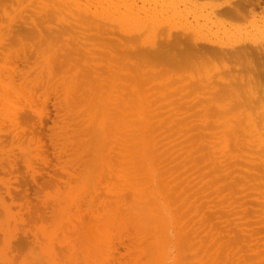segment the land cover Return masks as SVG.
Instances as JSON below:
<instances>
[{"label":"rangeland","instance_id":"374dc122","mask_svg":"<svg viewBox=\"0 0 264 264\" xmlns=\"http://www.w3.org/2000/svg\"><path fill=\"white\" fill-rule=\"evenodd\" d=\"M38 1L40 2V0H0V5H6L0 8V66H5L6 70V67H11V69L9 70L12 72L7 70L5 71V74H3V76L5 78V75L10 72L14 77L11 76L12 78H9L8 75L5 79L7 80L8 77V83L12 81V84H10L15 86V88L13 86V88L9 87V91H6L5 89H1L2 86L5 85V83L3 85L0 84L2 85L0 88V94H2L1 90H3V92H6L7 94L4 95V97L6 96L5 98L3 97V94L0 95V97H3V100H0V264H59V262L60 264H73L71 261H68V257L69 255H71L72 251L73 253L77 252L75 255L80 258L81 255L83 256L84 254V256H89V259L91 260H89V264H104L103 261L106 257L110 259L108 261V259L106 258L108 262H106V264H120L114 259L122 254H125V257H122L123 259L121 260L122 264H131V262L132 264H134V256L132 257L131 255V258H133L132 260L131 258L126 259V254L128 255V253H130L134 255V251L137 252L138 247L141 251H138L139 253H142L143 250L145 252V249H147L146 251H148V248H146L149 246V244L147 245V243H149L147 242L148 237L145 234H141L143 232L145 233V231H142L141 233L138 232L141 236L145 235L144 237H142V240L145 242H140L142 244V247L138 242V238H140V236L136 238L137 240L134 238L136 236H133L135 235V233L133 227L131 226L133 225L131 222H133L136 217H133V214L131 216L132 212L130 210V205L132 201L130 202V205L128 204V202L132 199V192L128 188V184H124L122 177L116 178V181L119 179L117 182L118 185L123 182V186L121 185V190L123 188L127 191H121L119 186L115 182V185L118 187L116 189H119V192L121 191L117 194L120 196L122 194H125L124 196L126 198H124V200L126 199L127 203L126 201H124L123 203L128 205L126 206L123 204L124 206H118V208L115 206L116 193L113 192L115 191V185H112L114 181H111V183H107L111 180L110 177H112V175L108 176L107 172L113 170V167L114 169H116L114 171H118V175L120 176L128 174L129 177L130 174L133 175L134 172L133 166L131 165V159L137 156L136 154H134V152L136 153L138 147L137 144L139 132H137L138 127L133 126V123H136L138 119L135 118L133 110L128 108V106L133 109H135L134 107H136L135 105H133V103H130L131 101L134 102V104H136L137 102L136 97L130 87V85L135 83L136 81H138L139 83L141 82V86L139 85L140 90L146 96L147 105L149 106L148 112L150 111L149 116L151 120V129L149 134L150 138L153 139V142L155 144L153 149V156L156 158L155 166L157 169V176L155 175L156 177L155 181H153V184L157 183L155 184V187L160 189L162 198L164 199V201L166 200L165 203L171 205L170 208L174 213L176 221H178L177 224L181 223L180 225L176 224V226H179L178 228H180L182 225L180 231L182 237H184H181L180 239L181 241H183L182 243L184 244V246L187 245L184 249V251H186L182 253V264H201L203 261L204 262L202 264H264V147H258V142H256L255 139L258 138L256 137L257 131L252 132L253 130H247L251 127V124L255 122L258 124V126H260L259 124H261V127L264 126V121L260 120V112H263L262 108L264 107V103L262 101L264 97L261 96L260 99L256 96L253 97V95L260 96L259 94H257L259 92L258 90H262L261 95L264 93V88L258 90L256 89L262 87V84L261 86L260 84L259 86L252 85L257 86L256 88L252 87L254 88L253 91L251 87L246 85L247 83L242 84L241 82V85L239 82L240 80L238 79L239 77H236V79H238L239 81L236 80L237 84L235 82V88L234 86L233 88L235 89V91H237L236 93H239L238 91L240 90V93L239 95H237V97L235 92V95H233V91L229 93V88H231L232 90V86H227V79H232V76L230 77V73H240L239 71L233 69L234 67H236V65L238 66V63H235V60H230L229 58H227V60H212V63L207 64L208 70L206 68L205 71L204 67H206V63L202 65L203 67L200 65V69L197 68V66H191V69L194 68L193 74L195 76L189 75L193 70L190 71L189 74L187 73V71L190 69L181 71L182 73L184 71L186 73L178 74L180 72H178V70H181L182 68L175 70V67H164L161 66L160 63L158 64V62L154 65V62L149 63L145 65L144 68H137V65H134V63H136V60L135 62H133V59L137 58V54H145L146 52V56H148L154 51L160 52L159 50H161L162 52L168 50V48H166L168 46L166 45H168L170 41L173 42V39L179 38L182 35L181 31L183 30V28L180 27L173 30L174 35H172L169 39L165 38V36L167 37V34L163 30L164 28H167L165 27L167 23L166 19L167 21L171 19L170 23H172L173 21L176 22L177 20H180V18L177 17L179 14V17H183L179 21L182 24H177L179 26H184L188 23H190V25L195 23L193 20V16L195 18H198V16L203 15L208 17V20L211 18L209 23L212 22V24H210H214L212 28H210V31L212 30L211 33H216L214 34L218 35L216 37H221L223 40L226 39V42H232L233 40L239 41V37L245 33H253L254 35L256 34V39L258 38L257 40L260 41L262 39H260V37H263L264 39V35H259L260 32L256 31L258 27L253 26L256 24L253 22H257L256 25H262V23H264V5H262L263 8H257V12L254 11L253 14H249L248 18L237 19V22L239 23H235V21L233 20L235 18H232L231 16L226 14V9L229 7L226 2L229 0H172L173 2L171 0H167L171 1L172 4H169L171 2H169L168 4H164L167 2L166 0H125V2L124 0H105L106 2L104 0H96V2L94 0H67L69 3H71L72 1H76V3L78 4H80L81 1V3L83 2L82 4H84V6L82 4L80 5H82V7L88 8L89 14H82V18L84 17L85 22L82 21V23H79L81 22V20L79 19L77 22V18L72 16V14H76V12H74L75 8H72L74 6H71V10L74 9L72 10L73 12L65 9L61 15H57L55 12H53L54 9L52 6V12L50 11V7V9L47 8V6L54 5V3L56 2L57 3L55 5H57L58 3H61V1L63 2V0H41L44 1L43 4H48L47 6L46 4L40 5ZM107 1H110L112 3H110V5H113V3H115V7L118 6V8H114V6L111 7L107 3ZM127 1H130L129 4ZM3 2L5 3L3 4ZM126 2L129 6L134 2L136 4H133L134 6H131V8L127 7ZM235 2L236 1H234V3ZM107 4L110 7H108ZM141 4L142 6L145 4V8H148L147 11L150 10L153 12L154 10L156 11L158 9L159 12L156 11L153 13H157L158 16H162V18L159 16L160 20H164L166 18L164 20V22H166L165 25L162 24L163 29L160 24L161 21L158 20L160 29L162 30L158 31L160 34L141 28L139 29L137 26L128 24V17H130L131 15L129 11H131L132 13L136 12L137 10L140 11V9L144 8L141 7ZM163 4L164 6L170 5V7H164ZM136 7H138L137 10ZM139 7L141 8L139 9ZM161 7H164V9H162ZM89 8L93 13L97 14L96 17L93 16L92 12L90 13ZM123 8L126 9V11L122 10ZM171 8L173 9V12L171 11ZM179 8L182 10H180ZM165 9L169 11H166ZM191 9L193 10V12ZM164 10L169 17L165 15L166 13L164 12ZM178 10H180L181 12ZM95 11L99 13H96ZM170 12H172L173 15ZM214 12H217L218 14ZM174 13L178 15L174 16ZM260 13H262V15ZM215 14H217V17L215 16ZM106 15H109L108 18L105 17ZM218 15H222V18L220 16L221 19H219ZM111 16L112 18H110ZM89 17L91 20L89 19ZM186 17L188 18V20H186ZM223 17H228L226 19H229L227 22L225 19L226 24L223 23L224 21H221L222 19L224 20ZM172 18L174 20H172ZM182 19H185L187 22L185 20V22H183ZM198 19L202 20V17H199ZM252 19L255 21H252ZM94 20H96V24H94ZM230 20L232 21V23ZM219 23L221 25H219ZM210 24L209 26H211ZM230 25L232 28L230 27ZM245 25H248V27H245ZM251 27H254L256 29L253 28L252 30ZM227 29L229 31H227ZM24 33H27V36ZM24 35L26 40L23 38ZM228 36L230 37L227 38ZM19 38L23 39L22 43L26 44L24 45L21 43L23 47L25 46L24 48L19 45ZM45 39L46 41H44ZM166 39L168 40V43L166 42ZM49 40V44L46 43ZM53 40L57 41V43L51 42ZM41 44L43 46H41ZM119 44L121 46H119ZM159 44L160 47L158 46ZM48 45H50L51 49ZM161 46L163 47L162 49H164V47L166 46V50L160 49ZM43 47L45 48V50H43ZM47 47L49 48V50ZM135 49L136 51H134ZM129 51H132V53L134 52L133 54H135L136 52V55L134 56L130 54L131 59L133 60L131 62L130 58V60L125 59V57L129 56ZM124 53L128 55L126 56V54ZM77 54L79 58L77 57ZM9 55L11 57V60L8 57ZM41 57L45 61H47L45 57L51 59L47 62V64L49 65L48 68L51 69L52 67V70H54L51 71V76L48 75L49 71H46L47 68H45L47 67V64L44 60H42ZM229 60L232 63H230ZM42 61L45 62V64H43L44 66L42 65ZM24 66H26V68ZM74 66L77 67L75 68ZM122 66L128 68L127 72L126 69H124L125 71L123 72H117V68H122ZM115 67L117 68L115 69ZM170 67L172 68V71H175L174 73L169 69ZM201 67L203 68V70H201ZM186 68L187 67H185L184 69ZM66 69L69 71L72 70V72L70 71L71 73H68V71L66 72ZM139 69H141L140 71L142 72V75H140L141 73H139ZM142 69L144 70L142 71ZM168 69L173 75L169 73L170 71H168ZM197 71L198 73L200 72V74H198ZM203 71L204 73H202ZM41 72H43V75L39 77ZM114 72L116 73V75H114ZM165 72H167L166 74H169L166 75L164 74ZM117 73L118 75L119 73H121V80L119 79ZM175 73H177V75H175ZM65 74L67 77H65ZM206 75H209V79L206 78ZM71 76H74L73 78L77 76V78H75L76 80ZM125 76H129V81L130 79H132L133 82V79L135 77L137 78V80H134L133 83L131 81L128 83L126 82L128 80ZM167 76H169L170 79ZM62 77H65V80L64 78L62 79ZM68 77H70V80L72 78V83L70 84L69 82V85L67 82L62 85L63 82H66V80L69 79ZM83 78L85 80L86 78L91 79L90 89L95 91H91L89 87L86 86L84 88V91L80 90L78 91L79 94H73L76 93L77 90H79V86L77 85L80 82H78V80H81L82 82L85 81ZM181 78L183 79L181 80ZM73 80L77 81L78 84L73 85V82H75ZM191 81H196V84L199 82V84H197L198 87H202L201 84L205 82L207 84L206 85L204 83L206 88L203 87L200 88V90H196V88L198 87L196 86L195 88V83L193 84L194 87L191 86L193 83ZM82 82L79 85L83 84ZM85 82L87 84V81ZM8 83L6 84V87L8 86ZM67 84L69 85V87H67ZM236 85H239V88H237V90ZM240 85H246L248 88L244 87L245 90H242L240 88ZM37 86H40L39 89ZM64 86L67 87L65 93ZM73 86L74 90L75 88H78L75 92L71 88ZM113 86L116 87L113 88L114 90L112 89ZM207 86L213 88L212 90H210V93H213V96L216 94V98L210 96V87L207 88ZM214 87L216 88L214 89ZM34 88L35 90H33ZM15 89L18 92H14ZM69 89L72 90V92L69 91ZM192 89H195L193 93ZM216 89H218V93L217 91H214ZM246 89L247 91L250 90V92H252L251 96L253 97V100L254 98H256V100L258 98L260 102H262H258L257 104L256 100H251L250 96V100H248L249 104L251 103L250 101H252L250 109L247 106L249 104H247L246 108H244L245 106H242V104L247 99H245L244 97L248 95ZM221 91L226 94L227 100L229 102L226 100L225 96L223 97V95H221ZM243 91L246 93H244ZM68 92L69 94H67ZM70 92L73 94L71 95L72 97L70 96ZM95 92H98V95L99 92L105 93L104 97H106L108 92H112V101L110 102L111 107H109L110 110L108 111V116L105 115L104 118H106L107 116V119L105 120L109 122V126L113 124V126L116 125L117 127H124H121V130H124L121 133V137L117 135L116 139L118 140L117 143H114L115 145L107 142V140H110V138L112 137V131H108V128L106 130V133L108 132L109 134L107 133L108 135H105L108 138L104 137L103 142L95 143V137L98 135V133H96L95 131L100 130L98 128V124L102 121L103 118L102 116H100L101 114L99 113V111L94 108L91 109L92 103L90 104V96ZM128 92L130 95L128 94ZM173 92L176 95H172ZM227 92L229 93V95L232 93V95H230L231 98H229L230 96L227 94ZM122 94H125L124 96L126 97H124ZM240 94H244L242 99ZM67 96L71 97V101L70 99H68L70 102L66 101L68 98ZM218 96L220 97V99ZM133 97L135 98V101L133 100ZM232 97L235 98L232 99ZM247 97L249 98V96ZM6 98H8V100ZM238 98L240 99V101H238ZM73 99L75 100V102H73ZM216 99L217 101H215ZM121 100H123L124 102ZM210 102H214V105H212V103L210 104ZM240 102L242 104H240ZM67 103H69V105H67ZM8 104H10V106ZM219 104H221L220 107L222 105H225L229 109L231 108L233 111H235L233 112L232 110H230L231 113H235H232L233 115L237 116V113H239V117H237L239 118V120L241 119L240 122L242 124L239 123V120L236 118V116L234 117L233 115V118H231L232 120L229 118L230 120L228 119L227 121V118L231 117V113L226 115V119H224L225 116L222 117L223 115H225L222 112V116H220L221 108H218ZM239 104L242 106V108ZM260 104L262 105L260 109L258 108V110L257 107H259ZM66 105L70 107L69 110H71V114H69L70 112L68 111V107ZM70 105L73 106L71 107ZM225 106L223 107L225 108ZM247 107L249 111L247 110ZM76 108H78V110H76ZM205 108L206 111L203 110ZM217 108L219 113L216 111ZM57 109L59 110L58 112ZM84 111H86L88 114ZM89 113L93 114L91 115L92 118L89 116ZM94 114H97V116H100V118ZM116 114L118 117H116ZM207 115H211V118H213V115L214 118L211 119L209 116V119H207ZM217 115L220 117H218ZM253 115H255L256 117H254ZM242 117H245L246 121ZM261 119H263V117H261ZM178 120L180 122H177ZM225 120L228 123H225ZM229 121L231 122L229 123ZM261 121L263 123H259ZM233 122L234 124H236H232ZM225 124L228 125L227 133L229 132L228 128L231 129L233 127L231 125H234L235 128L233 129L238 131L236 132L238 133L237 135L234 134L235 131H233L232 133V129L230 130L231 132H229L230 136L228 133V136L231 137V139L235 140L233 142V145L231 144L233 140H231L230 143L227 140V148L222 147L223 139L225 138ZM95 126L98 130L93 129ZM209 126H211L212 128ZM216 126L218 127L216 128ZM245 126L247 132L245 131V129L240 128H245ZM238 128H240L241 131ZM251 128L249 130H251ZM243 130L244 132H242ZM73 132L74 134H72ZM250 132L252 133L250 134ZM260 132H262L260 134L262 136L264 131L262 130ZM254 134L255 136L253 137ZM232 136L234 138H232ZM120 138H122V140ZM119 139L121 141H123V139L131 140H127V146L130 147L129 152H127V148L129 147H125V149L118 144L120 143ZM257 140L259 141V138ZM253 141L255 144L253 143ZM105 142L107 143L105 144ZM102 144L103 146H101ZM134 144L136 145V147ZM229 144L232 145L231 148L229 147ZM86 145L88 146V148L85 147ZM235 145L238 147L233 148ZM77 147L79 149L78 151ZM121 149L122 153H120ZM244 149H246L247 151ZM100 151L103 159H105L106 165H110L109 168L111 167V169L109 170H104L106 172L101 170V168L99 167V163L98 165L94 162L96 155L98 154V152L100 153ZM124 155L128 156L124 158ZM98 168L100 169L98 170ZM106 177L107 180L105 179ZM113 178L115 179V177H112V179ZM124 185H126L127 188H124ZM113 186L114 189L112 191ZM110 189L112 193L108 192ZM104 191L106 192V194ZM95 197L97 198V200ZM93 199L96 201H94ZM105 203L108 204L107 206L109 207L108 208L106 206L108 208L107 211L103 210L105 207H101L106 205ZM112 205H114L113 208ZM133 205H135L134 202ZM98 206V211H100L98 212L99 214L96 213V208ZM125 206L128 208L130 207L129 209H127L131 212L130 216L133 218H131L132 220H129V216L128 219L127 217H124L126 216L124 214L127 213V209ZM137 206H140L139 209L143 207L139 203L137 204ZM89 208H92V210H90ZM117 208L120 209L119 211H121L119 213L120 215L124 213L120 219L119 214L117 215L118 218L115 214L119 212ZM125 209L126 211H124ZM93 213H96V215L94 216ZM127 215H129V212L127 213ZM90 218L95 222L90 220ZM117 236H120V238ZM107 239L109 240L106 241ZM119 241H122L123 244L119 243ZM110 243H112L113 246ZM126 245L133 249V251L130 250ZM143 247L144 249L142 250ZM143 260L140 263L138 261V263L135 264H146L145 262H147V259L143 258Z\"/></svg>","mask_w":264,"mask_h":264},{"label":"bare ground","instance_id":"6f19581e","mask_svg":"<svg viewBox=\"0 0 264 264\" xmlns=\"http://www.w3.org/2000/svg\"><path fill=\"white\" fill-rule=\"evenodd\" d=\"M10 1V0H9ZM91 1V0H90ZM95 2H96V0H94ZM100 1V0H99ZM103 1V0H102ZM105 1V0H104ZM138 1V0H137ZM167 1V0H166ZM172 1V0H171ZM171 1H167L166 3H164V4H168L169 2H171ZM234 1H236L235 3H234ZM39 2V1H38ZM43 2L44 1H41L40 0V2H39V4L40 5H42L43 4ZM46 2V1H45ZM56 2V1H55ZM75 2V3H74ZM77 2H79V1H77ZM98 2V1H97ZM106 2V1H105ZM122 2V1H121ZM124 2H125V0H124ZM128 2V1H127ZM127 2H126V4H127ZM130 2V1H129ZM129 2H128V4H129ZM132 2V1H131ZM158 2V1H157ZM173 2V1H172ZM172 2L171 3H169V4H172ZM5 2H3V4H4ZM7 3V2H6ZM48 3V2H47ZM57 3V2H56ZM56 3H54V5H50V6H47L48 4H46V6H47V8L48 9H50V11L52 10V7H53V9H54V11L53 12H55L57 15H61L62 13H63V11L65 10V9H68V10H70V11H72V10H74V9H72L71 10V6H74V7H72V8H75V11L74 12H76V14H72V16L73 17H75V18H77V22H78V20L80 19L81 20V22H79V23H82V21L83 22H85L84 21V17L82 18V16L85 14V15H87V14H89V11H88V8L87 7H82V5L84 6V4H82L81 3V1H80V4H82V5H80V4H78V3H76V1H72L71 3H69L67 0H63V2L61 1V3H58L57 5H55ZM101 3V2H100ZM103 3V2H102ZM107 3L110 5V1L108 2L107 1ZM155 3V2H154ZM227 3V5L229 6L227 9H226V14L227 15H229V16H231L232 18H235V19H233L234 21H235V23L237 22V19H244V18H248L249 17V14L251 15V14H253V12L254 11H256V9L257 8H260V7H262V5H264V0H229V1H227L226 2ZM2 4V3H1ZM45 4H43V5H45ZM107 4V5H108ZM112 4V3H111ZM124 4V3H123ZM127 4V7H133L134 5L133 4H136L135 2L133 3V4H131L130 6ZM160 4V3H159ZM164 4H163V6H164ZM98 5V4H97ZM108 5V7H112V6H114V8H118V6H116L115 7V3H113V5H110L109 6ZM117 5V4H116ZM119 5V4H118ZM121 5V4H120ZM145 5V4H144ZM142 6V4H141V7H144V8H142V9H146L145 8V6ZM173 5H174V3H173ZM178 5V4H177ZM199 5V4H198ZM224 5V4H223ZM3 6H6V5H3ZM2 5H0V8H2L3 7ZM46 6H44V7H46ZM52 6V7H51ZM126 6V5H125ZM138 6V5H137ZM165 6H169L170 7V5H165ZM164 6V7H165ZM172 6V5H171ZM192 6V5H191ZM226 6V5H225ZM8 7V6H7ZM50 7V8H49ZM98 7H100V6H98ZM103 7V6H102ZM131 7V8H132ZM141 7H139V9L141 8ZM164 7L162 8V9H164ZM175 7V6H174ZM220 7V6H219ZM160 8V7H159ZM167 8V7H166ZM176 8V7H175ZM177 8H178V6H177ZM186 8V7H185ZM263 8V7H262ZM41 9V8H40ZM44 9H46V8H44ZM138 9V7H136V10ZM142 9H140V11L139 10H137L136 12H131V11H129V13L131 14L130 15V17H128V24L129 25H134V26H137L139 29L141 28V29H145V30H149V31H151V32H157V33H159L158 31H162L161 29H160V24H161V27H162V24L163 25H165V23H166V25H165V27H167V28H164V30L163 31H165L166 32V34H167V37L165 36V38H170L172 35H174V31L173 30H175V29H178V28H180V27H182L183 28V30L181 31L182 32V35L179 37V38H177V39H173V42H169L168 43V40L166 39V42L168 43V45H166V46H168V47H166V48H168V50H166V48L164 47V49L166 50V51H162L161 52V50H159L160 52H153L152 54H149L148 55V52H147V55L148 56H146V52H145V54L144 53H141V54H137L136 55V52H135V54H133L132 53V51L130 52L129 51V56H127L128 54H126L127 52H128V50H127V52L126 53H124V54H126V56L127 57H125V59H128V60H130L131 59V56H130V54H132L133 56L134 55H136V57H134V58H136V59H131L130 60V62L131 61H133V62H135V60H136V63H134V65H137V68H144L145 67V65H147V64H149V63H153V65L155 64V63H157L158 62V64L160 63L161 64V66H164V67H166V66H171V67H175L174 69L175 70H178L179 68H182L181 70H178V74H183V73H186L185 71L187 70V69H190V70H188L187 71V73L189 74L190 73V71H192L194 68H190L191 66H197V68H199L200 67V65L202 66L203 64H205L206 63V67H204V71L206 70V68H207V70H208V67H207V64L208 63H212L211 61L212 60H214V59H222V60H224V59H226L227 60V58H229L230 60H235L236 62L235 63H238V66L236 65V67H232L234 70H236V71H239L240 73H230L231 75H230V77L232 78V79H230V78H228L227 80H228V83H227V86L228 87H231L232 86V90H231V88H229V93L231 92V91H233L232 93H233V95H235L236 94V97H237V95H239V93H240V90L238 91L239 93H236L237 91H235V86H234V84H235V82H236V80H238L239 82H240V84H241V82H242V84L244 83H247L246 85H248L249 87H251V89L253 90L254 88H252V87H257V86H259V84H260V86H261V84H262V87H260V88H256L257 90L258 89H263L264 87V39H263V37H260V41H258L257 39H256V34L254 35L252 32V34H250V33H245V34H243L242 36H240L239 37V41H225L226 39H222L221 37H216V36H218V35H214V34H216V33H211V31H210V28H212V26L214 25H211L212 24V22H210L209 23V21L211 20V18L208 20V17H206V16H198V18L199 17H202V20H200V19H198V18H195L193 15V20H194V22L195 23H193V24H191L190 25V23H188V24H186V25H188V26H186V25H184V23H183V25L184 26H179V25H177V24H182L181 22H179L180 20H181V18H183V17H179V15L177 16L176 15V13H174V16H177L178 18H180V20H177L176 22H178V23H176L175 21H173L172 23H170L171 21V19H169L168 21H167V19H166V22H164V20L162 21V20H160V17L162 18V16H158L157 15V13H153V12H159L158 11V9L155 11H150V10H148L147 11V9L144 11V10H142ZM170 9V8H169ZM180 9V8H179ZM190 9V8H189ZM89 10H90V8H89ZM105 10V9H104ZM122 10H125L126 11V9H122ZM142 10V11H141ZM151 10H153V9H151ZM166 10V9H165ZM165 10H164V12H165ZM180 10H182V9H180ZM180 10H178V11H180ZM192 10V9H191ZM220 10V9H219ZM49 11V10H48ZM49 11V12H50ZM108 11V10H107ZM166 11H169V10H166ZM171 11L173 12V9L171 8ZM218 11V10H217ZM259 11H261V10H259ZM264 11V10H263ZM52 12V11H51ZM65 12H67V11H65ZM73 12V11H72ZM92 11L90 10V13H91ZM96 12V11H95ZM128 12V11H127ZM172 12H170L171 14H172ZM181 12V11H180ZM188 12H190V11H188ZM192 12H193V10H192ZM257 12V11H256ZM48 13V12H47ZM93 13V12H92ZM96 13H99V12H96ZM101 13V12H100ZM121 13V12H120ZM166 13V12H165ZM164 13V14H165ZM214 13H217V12H214ZM213 13V14H214ZM69 14H70V12H69ZM83 14V15H82ZM106 14V13H105ZM110 14V13H109ZM182 14H183V12H182ZM187 14H189V13H187ZM218 14V13H217ZM217 14H215V16L217 17ZM221 14V13H220ZM223 14H225V13H223ZM259 14V13H258ZM257 14V15H258ZM261 15H262V13H260ZM102 15V14H101ZM123 15V14H122ZM165 15H167V17H169L168 16V14L166 13ZM173 15V14H172ZM199 15V14H198ZM18 16V15H17ZM23 16V15H22ZM42 16V15H41ZM93 16L94 17H96L97 16V14H95V13H93ZM108 16L109 15H106L105 17H107L108 18ZM185 16H188V15H185ZM185 16H184V18H185ZM207 16H209V15H207ZM213 16V15H212ZM219 16V15H218ZM221 16V18H222V15H220ZM220 16L218 17L219 19H221L220 18ZM159 17V18H158ZM225 17V16H224ZM223 17V18H224ZM85 18H86V16H85ZM110 18H112V16L110 17ZM171 18V17H170ZM176 18V17H175ZM177 18V19H178ZM195 18V19H194ZM226 18H228V17H226ZM226 18H224V20L222 19L221 21H224L223 23H225V19ZM68 19V18H67ZM89 19H90V17H89ZM216 19V18H215ZM254 19H255V17H254ZM261 19V18H260ZM58 20H60V19H58ZM72 20V19H71ZM86 20H87V18H86ZM91 20V19H90ZM158 20H160L161 22H160V24H159V21ZM172 20H174L173 18H172ZM176 20V19H175ZM183 20V22H185L186 20H188V18L186 17V20L185 19H182ZM185 20V21H184ZM192 20V19H191ZM190 20V21H191ZM229 19H226V22L228 21ZM249 20H250V18H249ZM189 21V22H190ZM201 21H203V22H201ZM231 21V20H230ZM233 21V22H234ZM252 21H255V20H253L252 19ZM259 21V20H258ZM95 22V23H94ZM94 24H96V20H94ZM162 22H164V23H162ZM168 22H169V24H168ZM187 22V21H186ZM250 22V21H249ZM261 22V21H260ZM263 22H264V20H263ZM92 23V22H91ZM222 23V24H223ZM231 23H232V21H231ZM237 23H239V22H237ZM242 23H244V22H242ZM253 23H256L257 24V22H253ZM209 24L211 25V26H209ZM226 24V23H225ZM246 24V23H245ZM250 24H251V22H250ZM249 24V25H250ZM253 25V26H255V27H258L257 28V30L256 31H258V32H260L259 33V35L260 34H262V35H264V23H262V25H260V24H258V25ZM58 25V24H57ZM71 25V24H70ZM217 25V24H216ZM215 25V26H216ZM219 25H221L220 23H219ZM232 25V24H231ZM231 25H230V27H231ZM237 25H239V24H237ZM252 25V24H251ZM74 26H75V24H74ZM83 26H84V24H83ZM99 26V25H98ZM98 26H96V27H98ZM224 26V25H223ZM235 26V25H234ZM241 26V25H240ZM93 27V26H92ZM91 27V28H92ZM108 27V26H107ZM219 27V26H218ZM225 27V26H224ZM245 27H248V25L246 26L245 25ZM76 28V27H75ZM220 28V27H219ZM223 28V27H222ZM226 28V27H225ZM232 28V27H231ZM240 28V27H239ZM252 28V27H251ZM254 28V27H253ZM253 28H252V30H253ZM49 29V28H48ZM74 29V28H73ZM79 29V28H78ZM162 29H163V27H162ZM218 29V28H217ZM228 29H229V27H228ZM227 29V31H229ZM236 29V28H235ZM254 29H256V28H254ZM129 30V29H128ZM144 30V31H145ZM238 30V29H237ZM245 30V29H244ZM248 30H250V29H248ZM66 31V30H65ZM64 31V32H65ZM106 31V30H105ZM143 31V32H144ZM148 31V32H149ZM218 31H220V30H218ZM235 31V30H234ZM255 31V32H256ZM63 32V33H64ZM128 32V31H127ZM146 32V31H145ZM245 32V31H244ZM250 32V31H249ZM257 32V33H258ZM21 33V32H20ZM40 33V32H39ZM71 33V32H70ZM89 33V32H88ZM96 33V32H95ZM99 33V32H98ZM162 33H164V32H162ZM161 33V34H162ZM173 33V34H172ZM178 33V32H177ZM176 33V34H177ZM224 33V32H223ZM232 33V32H231ZM236 33H237V31H236ZM243 33V32H242ZM25 34V33H24ZM27 34V33H26ZM25 34V35H26ZM41 34V33H40ZM67 34V33H66ZM73 34V33H72ZM82 34V33H81ZM105 34V33H104ZM160 34V33H159ZM158 34V35H159ZM239 34V33H238ZM25 35H24V39H25ZM33 35V34H32ZM43 35V34H42ZM63 35V34H62ZM69 35H71V34H69ZM85 35V34H84ZM157 35V36H158ZM164 35V34H163ZM163 35H161V36H163ZM240 35V34H239ZM27 36V35H26ZM86 36V35H85ZM92 36V35H91ZM95 36V35H94ZM151 36V35H150ZM157 36H156V38H157ZM160 36V37H161ZM215 36V37H214ZM220 36V35H219ZM20 37V36H19ZM28 37H30V36H28ZM42 37V36H41ZM125 37V36H124ZM230 36H228L227 38H229ZM234 37V36H233ZM236 37V36H235ZM9 38V37H8ZM22 38V37H21ZM74 38V37H73ZM87 38V37H86ZM152 38V37H151ZM162 38H164V37H162ZM175 38V37H174ZM31 39V38H30ZM84 39V38H83ZM26 40V39H25ZM29 40V39H28ZM43 40V39H42ZM64 40V39H63ZM112 40V39H111ZM44 41H46V39L44 40ZM59 41V40H58ZM90 41V40H89ZM88 41V42H89ZM160 41V40H159ZM16 42V41H15ZM19 45H21L22 46V44H24V43H22L23 42V39H20L19 38ZM41 42V41H40ZM48 42H50V40L49 41H47L46 43H48ZM51 42H56L57 43V41H51ZM67 42H69V41H67ZM118 42V41H117ZM137 42V41H136ZM165 42V41H164ZM165 42V43H166ZM22 43V44H21ZM31 43V42H30ZM55 43V44H56ZM73 43V42H72ZM108 43V42H107ZM3 44V43H2ZM11 44V43H10ZM49 44V43H48ZM162 44V43H161ZM24 45H26V44H24ZM33 45V44H32ZM35 45V44H34ZM51 45V44H50ZM50 45H48L49 46V48H50ZM59 45V44H58ZM70 45V44H69ZM112 45V44H111ZM41 46H43L42 44H41ZM41 46H39V47H41ZM119 46H121L120 44H119ZM159 47H160V44L158 45ZM1 47H2V45H1ZM15 47V46H14ZM23 47V46H22ZM25 47V46H24ZM23 47V48H24ZM28 47V46H27ZM39 47H38V49H39ZM99 47V46H98ZM107 47V46H106ZM105 47V48H106ZM117 47V46H116ZM158 47V48H159ZM11 48V47H10ZM29 48V47H28ZM27 48V49H28ZM45 48H46V46H45ZM45 48L43 47V50H45ZM48 48V47H47ZM49 48H48V50H49ZM102 48V47H101ZM114 48V47H113ZM163 47L161 46V48L160 49H162ZM20 49V48H19ZM37 49V48H36ZM51 49V48H50ZM67 49V48H66ZM76 49V48H75ZM156 49V48H155ZM164 49H162V50H164ZM1 50V49H0ZM8 50V49H7ZM21 50V49H20ZM41 50V49H40ZM47 50V49H46ZM124 50H125V48H124ZM130 50V49H129ZM26 51V50H25ZM38 51V50H37ZM72 51V50H71ZM93 51V50H92ZM114 51V50H113ZM115 51H116V48H115ZM134 51H136V49L134 50ZM17 52V51H16ZM42 52V51H41ZM40 52V53H41ZM2 53V52H1ZM77 53V52H76ZM79 53V52H78ZM91 53V52H90ZM19 54V53H18ZM32 54V53H31ZM42 54V53H41ZM143 54V55H142ZM11 55H13V54H11ZM38 55V54H37ZM63 55V54H62ZM66 55V54H65ZM98 55V54H97ZM101 55V54H100ZM123 55V54H122ZM145 55V56H144ZM4 56V55H3ZM25 56V55H24ZM28 56V55H27ZM39 56V55H38ZM125 56V55H124ZM133 56H132V58H133ZM9 57V59L11 60V57H10V55L8 56ZM7 57V58H8ZM48 57V56H47ZM47 57H45V59L47 60V61H45L42 57V60H44L45 62H46V64H47V62L48 61H50L51 59L49 58H47ZM59 57V56H58ZM58 57H57V59H58ZM77 57H78V54H77ZM123 57V56H122ZM62 58V57H61ZM79 58V57H78ZM103 58V57H102ZM130 58V59H129ZM1 59V58H0ZM19 59V58H18ZM21 59V58H20ZM56 59V60H57ZM68 59V58H67ZM70 59V58H69ZM108 59V58H107ZM125 59H124V61H125ZM229 60V61H230ZM38 61V60H37ZM44 61H42L43 63H42V65L43 64H45V62ZM68 61V60H67ZM109 61V60H108ZM110 61H111V56H110ZM117 61V60H116ZM24 62V61H23ZM39 62V61H38ZM115 62V61H114ZM113 62V63H114ZM7 63V62H6ZM60 63H62V62H60ZM230 63H232L231 61H230ZM31 64V63H30ZM65 64H68V63H65ZM234 64V63H233ZM29 65V64H28ZM61 65V64H60ZM63 65V64H62ZM70 65H71V63H70ZM122 65V64H121ZM121 65H120V67H121ZM124 65V64H123ZM232 65V64H231ZM39 66H40V64H39ZM44 66V65H43ZM47 67H45V68H47L46 69V71H49L48 73V75L49 76H51L52 75V72L51 71H54V70H52V67H51V69L50 68H48L49 67V65L47 64L46 65ZM50 66H51V64H50ZM67 66V65H66ZM66 66H65V68H66ZM109 66V65H108ZM157 66V65H156ZM215 66V65H214ZM1 68H3V69H1L0 68V84H4L5 83V88H4V86H2V85H0V88H1V86H2V88L1 89H5L6 91L9 89V87L10 88H15V86H13V85H11L12 83V81H10L9 83H8V81H9V78L12 76L11 75V73L10 72H12V71H10L9 69H11V67L10 66H8V67H6L7 68V70L8 71H10L9 73H7V75H5V78H6V76H8L9 75V78L7 77V80L4 78V76H3V74H5V71H7L6 69H5V66H0ZM25 68H26V66H24ZM54 67V66H53ZM61 67V66H60ZM75 68L77 67V66H74ZM84 67V66H83ZM111 67V66H110ZM124 66H122V68H117V67H115V69L117 68L118 70H117V72H123V71H125L124 69H126V72H127V70H128V68H123ZM154 67V66H153ZM169 68L171 71H172V68ZM185 67H187L186 69H184ZM189 67V68H188ZM203 67V66H202ZM201 67V70H203V68ZM229 67V66H228ZM228 67H227V69H228ZM30 68V67H29ZM210 68V67H209ZM230 68H231V66H230ZM229 68V69H230ZM5 69V70H4ZM19 69V68H18ZM21 69V68H20ZM50 69V70H49ZM53 69H55V68H53ZM63 69V68H62ZM135 69H136V66H135ZM152 69V68H151ZM156 69V68H155ZM168 69V71H170ZM200 69V68H199ZM199 69H197V70H199ZM141 69H139V73H141L140 75H142V72L140 71ZM144 69H142V71H143ZM148 70V69H147ZM157 70V69H156ZM183 70H185L183 73L181 72V71H183ZM201 70H200V72H201ZM211 70V69H210ZM232 70V69H231ZM230 70V71H231ZM32 71V70H31ZM56 71V70H55ZM68 71V73H71L72 72V70H67L66 69V72ZM102 71V70H101ZM130 71V70H129ZM137 71V70H136ZM153 71V70H152ZM160 71V70H159ZM164 71V70H163ZM166 71V70H165ZM171 71L169 72L170 74H171ZM204 71L202 72V73H204ZM16 72V71H15ZM105 72V71H104ZM113 72V71H112ZM147 72V71H146ZM146 72H145V74H146ZM173 73L175 72L174 70L172 71ZM177 72V71H176ZM193 72H194V70L191 72V74H189V75H194L193 74ZM200 72L198 73V71H197V73L198 74H200ZM243 72V73H242ZM35 73V72H34ZM61 73H63V72H61ZM65 73V72H64ZM94 73V72H93ZM115 73V72H114ZM132 73V72H131ZM136 73V72H135ZM158 73V72H157ZM156 73V74H157ZM167 72H165L164 74H166ZM168 73V74H169ZM227 73V72H226ZM13 74V73H12ZM20 74H21V72H20ZM30 74V73H29ZM51 74V75H50ZM89 74V73H88ZM138 74V73H137ZM163 74V75H164ZM168 74H166V75H168ZM229 74V73H228ZM14 75V74H13ZM27 75V74H26ZM39 75V74H38ZM41 75H43V72H41V74L39 75V77H41ZM85 75V74H84ZM104 75V74H103ZM107 75V74H106ZM114 75H116V73L114 74ZM113 75V76H114ZM117 75H118V73H117ZM121 75V73H119V79H120V76ZM139 75V76H140ZM171 75H173V74H171ZM171 75H169V76H171ZM175 75H177V73H175ZM30 76V75H29ZM78 76V75H77ZM77 76H75V78H77ZM169 76H167L169 79H170V77ZM195 76V75H194ZM200 76V75H199ZM207 76V75H206ZM209 76V75H208ZM208 76L206 77V78H208ZM12 77H14V76H12ZM11 77V78H12ZM23 77V76H22ZM65 77H67L66 76V74H65ZM65 77H62V79L64 78V80H65ZM72 78L74 77V76H71ZM84 77H86V76H84ZM91 77V76H90ZM126 77V76H125ZM129 77V76H128ZM128 77H126L127 78V80L128 81H126V82H132V79H130V81H129V78ZM142 77V76H141ZM141 77H140V79H141ZM156 77H157V75H156ZM160 77V76H159ZM236 77H239L238 79H236ZM26 78V77H25ZM69 78V79H68ZM67 79L68 80H66V82H63V84L62 85H64V83H67L68 82V84H69V82H70V84L72 83L71 81H72V78H71V80H70V77H68ZM75 78H73V79H75ZM82 78V77H81ZM80 78V79H81ZM161 78H162V76H161ZM189 78V77H188ZM38 79V78H37ZM40 79V78H39ZM52 79V78H51ZM84 79V78H83ZM163 79V78H162ZM183 78H181V80H182ZM190 79V78H189ZM205 79V78H204ZM209 79V78H208ZM207 79V80H208ZM225 79V78H224ZM223 79V80H224ZM12 80V79H11ZM29 80V79H28ZM41 80V79H40ZM76 80V79H75ZM75 80H73V81H75ZM85 80V79H84ZM118 80V79H117ZM116 80V81H117ZM121 80V79H120ZM119 80V81H120ZM134 80L136 81L137 80V78L135 77L134 79H133V82H134ZM155 80V79H154ZM201 80V79H200ZM199 80V81H200ZM206 80V79H205ZM222 80V81H223ZM226 80V81H227ZM19 81H20V79H19ZM24 81V80H23ZM49 81H50V79H49ZM48 81V82H49ZM85 81H87V84H86V82ZM85 81H79L78 80V82H82L83 84H81V85H79L78 83H77V81H75V82H73V85H76V84H78L77 86H79L78 88H79V90H77V92L76 93H73V94H77L78 93V91H80V90H82V91H84V88L87 86V87H89V89L91 88L90 87V85H91V79H89V78H86V80ZM93 81V80H92ZM163 81H164V79H163ZM173 81V80H172ZM209 81V80H208ZM208 81H206V82H208ZM229 81H231V82H229ZM247 81V82H246ZM27 82H29V81H27ZM35 82V81H34ZM59 82H61V81H59ZM107 82V81H106ZM132 82V83H133ZM191 82H193V81H191ZM202 82V81H201ZM200 82V83H201ZM204 82V81H203ZM218 82V81H217ZM8 83V88L6 87V84ZM11 83V84H10ZM40 83V82H39ZM141 83V82H140ZM140 83L138 82V81H136L135 83H133L134 84V86H133V84H131L130 85V87H131V89H132V91H133V93H134V95H135V97H136V104H134V102H130V103H133V105H135L136 107H134L135 109H133V108H131L130 106H128V108H130L131 110H133V113H134V116H135V118H137L138 120H137V122L135 123H133V126H136V127H138V130H140V131H138L137 130V132H139V137H138V144H137V150H136V153L134 152V154H136L137 156H135V157H133L132 159H131V165L133 166V169H134V172H133V175H131L130 174V176L128 177V174L127 175H123V176H120V175H118V171L116 172V171H114V170H116V169H114V167L112 168L113 170H111V171H109V172H107V175L108 176H111L112 175V177H115V179L113 178L112 179V177H110V181H108L107 183H111V181H114L113 183H112V185H115V182H116V184L118 185V180L116 181V178H120V177H122L123 178V182H124V184L126 183V184H128V188L131 190V192H132V195H131V197H132V199L128 202V204L130 205V202L132 201V203H131V212H130V210L128 211V209L130 208H128V207H126V206H128V205H126V204H124L123 202L124 201H126V203H127V200L125 199L124 200V198H126L123 194V196L121 195H118L117 193H120L122 190H125V189H123L122 188V190H121V185H122V183H120L118 186H119V188H120V192H119V189H116V188H118L116 185H115V191H113V189H114V186H113V188H112V191L113 192H115L116 193V195H115V206L116 207H120V206H122L123 204L124 205H126L125 207H126V209H127V213L129 212V215H127V213H123L124 215H126V216H124V217H127V219L129 218V220L132 218L131 216H132V214H133V217L135 216L136 217V219H134V221L133 222H131L133 225H131L132 227H133V229H134V233H135V235H133V236H136V237H134L135 239L136 238H138V236H140V238H138V242L140 243V242H145V241H143L142 239V237H144L145 235L148 237H146L147 239H148V241L147 242H149V243H147V245L149 244V246L148 247H146V248H148V251H146L147 249H145V252H144V247L142 248V253H139V252H141L140 251V248L138 247V253L136 252V251H134V255L133 254H130V253H128V255L126 254V259L127 258H131V255H132V257L134 258H131V260L133 259V261L135 262V263H138V261H139V263L143 260V258L145 259H147V262H145L146 264L148 263V262H150V263H148V264H182V261H183V254L182 253H184L185 251H184V249H185V246H187V245H185L184 246V244L182 243L183 241H181V237H182V235H181V231H180V228H182V225H181V227L180 228H178L177 226H176V224H177V222L178 221H176V218H175V216H174V213H173V211L171 210V208H170V206L171 205H169V204H166L165 203V201H164V199L162 198V193H161V191H160V189L159 188H157V187H155V184H157V183H155V184H153V181H155V177L157 176L156 175V171H157V169H156V166H155V157L153 156V149H154V146H155V144H154V142H153V139H151L150 138V134H149V132H150V129H151V126H150V116H149V112H148V105H147V99H146V96H145V94L144 93H142V91L140 90ZM190 83V82H189ZM196 84V81L195 82H193L192 83V85L191 86H193L194 87V85L193 84ZM205 83V82H204ZM204 83L203 84H201V86L202 87H198V85L197 84H199V82L195 85V88H196V86L198 87V88H196V90L198 89V90H200V88H206V86L204 85ZM10 84V85H9ZM27 84V83H26ZM67 84V85H68ZM69 84V85H70ZM206 84V83H205ZM209 84V83H208ZM220 84V83H219ZM236 84H237V82H236ZM239 84V83H238ZM241 84V85H242ZM16 85V84H15ZM66 85V84H65ZM69 85L67 86V87H69ZM140 85V86H139ZM207 85V84H206ZM240 85V86H241ZM241 86L240 88L243 90L244 89V87H247V86ZM252 85H257V86H252ZM13 86V87H12ZM72 86V85H71ZM76 86V87H77ZM103 86V85H102ZM163 86V85H162ZM219 86V85H218ZM224 86V85H223ZM226 86V87H227ZM233 86H234V88H233ZM17 87V86H16ZM32 87V86H31ZM38 87V86H37ZM40 87V86H39ZM39 87H38V89H39ZM60 87V86H59ZM66 86H64V93H65V90H66V88H67ZM124 87V86H123ZM186 87H187V85H186ZM190 87V86H189ZM192 87V88H193ZM210 86H207V88H209ZM243 87V88H242ZM7 88V89H6ZM72 88V90L75 92L76 91V89H78V88H75V90H74V86L73 87H71ZM102 88V87H101ZM113 88H116L115 86H113L112 87V89ZM175 88V87H174ZM216 87H214V89H215ZM237 88H239V85L237 86L236 85V90H237ZM248 88V87H247ZM213 88H211L210 87V89H209V93H210V90H212ZM225 89V88H224ZM12 90H14V89H12ZM33 90H35V88L33 89ZM72 90H70L69 89V91H71L72 92ZM91 91H95V90H92V89H90ZM99 90V89H98ZM114 90V89H113ZM126 90V89H125ZM186 90H188V89H186ZM206 90V89H205ZM218 89H216V90H214V91H217ZM221 90H223V89H221ZM227 90H228V88H227ZM245 90V89H244ZM9 91V90H8ZM17 90L15 89V91L14 92H16ZM46 91V90H45ZM97 91V90H96ZM128 91V90H127ZM191 91V90H190ZM193 91H195V89L193 90L192 89V93H193ZM226 91V90H225ZM254 91V90H253ZM260 93H259V92ZM256 93L257 94H259L260 96H257V95H253V97L254 96H256V97H258L259 99L261 98V96H263L264 97V93L261 95V91L262 90H258ZM1 92H2V94H3V97H4V95L6 94V92H3V90H1ZM18 92V91H17ZM57 92V91H56ZM59 92V91H58ZM70 92V96L71 95H73L72 93ZM118 92V91H117ZM197 92V91H196ZM207 92V91H206ZM219 91H217V93H218ZM234 92H235V94H234ZM244 92V91H243ZM246 92H248L247 94V96H249V98L246 96V97H244L245 99V101L246 102H248V100H250V96L252 95L251 93L252 92H250V90L249 91H247V89H246ZM246 92H244V93H246ZM263 92H264V90H263ZM48 93V92H47ZM46 93V94H47ZM125 93V92H124ZM176 93V92H175ZM191 93V92H190ZM224 92H222L221 91V95H223V97L225 96V98H226V100H227V97H226V94L224 93ZM229 93L227 92V94L229 95ZM232 93L230 94V95H232ZM2 94H0V95H2ZM8 94H9V92H8ZM20 94V93H19ZM45 94V95H46ZM56 94V93H55ZM67 94H69V92L67 93ZM79 94V93H78ZM92 94V93H91ZM104 94L105 93H103V92H99V95H98V92H95V93H93L90 97H91V99H90V104L92 103V107H91V109L92 108H94V109H96L97 111H99V113L101 114L100 116H102L103 118H102V121L101 122H99V124H98V128L100 129V130H98V129H96V126L93 128V129H96V130H98V131H95L96 133H98V135L95 137L96 139H95V143H98V142H103V138L104 137H107V136H105L107 133H106V130H107V128H108V131H112V133H111V135H112V137L110 138V140H107V142H109V143H111V144H114V143H117V140L118 139H116L117 138V135L119 136V137H121L122 135H121V133L123 132V130H121L122 128H124V127H117L116 125L115 126H113V124L112 125H110L109 126V122H107V120H105V119H107V116H108V111L110 110L109 109V107H111V105H110V102L112 101V97H111V94H112V92L111 93H109L108 92V94L106 95V97H104ZM128 94H129V92H128ZM211 95L210 96H212V97H215V95L213 96L212 94L213 93H210ZM254 94V93H253ZM7 95V94H6ZM15 95H16V93H15ZM29 95V94H28ZM90 95V94H89ZM123 95V94H122ZM122 95H120V96H122ZM125 95V94H124ZM123 95V96H124ZM130 95V94H129ZM129 95H127V96H129ZM172 95H176V94H174V92H173V94ZM202 95H203V93H202ZM219 95V94H218ZM229 95V96H230ZM17 96H18V93H17ZM33 96V95H32ZM69 96V95H68ZM67 96V97H68ZM79 96V95H78ZM84 96V95H83ZM167 96V95H166ZM220 96V95H219ZM218 96V97H219ZM240 96H241V99H242V97L244 96V94L243 95H241L240 94ZM239 96V97H240ZM3 97H0V98H2V99H0V100H3ZM6 97V96H5ZM4 97V98H5ZM72 97V96H71ZM71 97H68L67 98V100L66 101H68V102H70L71 101ZM86 97V96H85ZM88 97V96H87ZM117 97H119V96H117ZM124 97H126V96H124ZM217 97V98H218ZM252 96H251V100H253L252 98H253ZM26 98H27V96H26ZM75 98V97H74ZM79 98V97H78ZM129 98V97H128ZM134 98V97H133ZM216 98V97H215ZM222 98V97H221ZM224 98V99H225ZM229 98H231V96L229 97ZM235 98V97H234ZM233 97H232V99H234ZM257 98V100H256V98H254V100L253 101H255L256 100V102H257V104H258V102H260V100ZM7 100H8V98H6ZM68 99H70V101L68 100ZM161 99V98H160ZM219 99H220V97H219ZM239 99V98H238ZM21 100V99H20ZM46 100V99H45ZM64 100V101H65ZM74 100V99H73ZM80 100V99H79ZM131 100V99H130ZM134 101H135V98L133 99ZM166 100V99H165ZM207 100H209V99H207ZM213 100V99H212ZM211 100V101H212ZM231 100V99H230ZM235 100H237V99H235ZM243 100V101H244ZM4 101H5V99H4ZM76 101H78V100H76ZM82 101V100H81ZM121 101H123V100H121ZM214 101V100H213ZM215 101H217V99L215 100ZM228 101V100H227ZM238 101H240V99L238 100ZM243 101H241V102H243ZM243 102V104L240 102V104H242V106H245L244 108H246V105L247 104H249V102L248 103H246V102ZM262 101H263V103H264V99H262ZM261 101V102H262ZM18 102V101H17ZM33 102H35V101H33ZM73 102H75V100L73 101ZM124 102V101H123ZM127 102V101H126ZM128 102V103H129ZM174 102V101H173ZM221 102V101H220ZM219 102V103H220ZM229 102V101H228ZM251 103L249 104V105H247L248 107H249V109H250V105L252 104V101H250ZM260 102V103H261ZM2 103V102H1ZM81 103V102H80ZM127 103V104H128ZM129 103V104H130ZM212 102H210V104H211ZM238 103V102H237ZM36 104V103H35ZM70 104H72V103H70ZM85 104V103H84ZM198 104V103H197ZM217 104V103H216ZM239 104V105H240ZM6 105V104H5ZM9 106H10V104H8ZM18 105V104H17ZM26 105V104H25ZM24 105V106H25ZM67 105H69V103H67ZM66 105V106H67ZM76 105V104H75ZM113 105V104H112ZM115 105V104H114ZM162 105V104H161ZM180 105V104H179ZM212 105H214V102L212 103ZM220 105L221 104H219V106H218V108L220 107ZM237 105V104H236ZM238 105V106H239ZM261 105L262 104H260V106L259 107H257V109L259 108L260 109V107H261ZM264 105V104H263ZM23 106V105H22ZM21 106V107H22ZM71 106V105H70ZM73 106V105H72ZM71 106V107H72ZM119 106V105H118ZM223 106H225V105H222L220 108H221V111H220V116H222L221 114L223 113V114H225V115H223L222 117H224V119H226V115H228L229 113H231V111L230 110H232L231 108L229 109L228 107H226L225 106V108H228V109H225ZM241 106V105H240ZM242 106H241V108H242ZM20 107V106H19ZM34 107V106H33ZM68 107V106H67ZM248 107H247V110H248ZM28 108V107H27ZM39 108V107H38ZM43 108V107H42ZM65 108V107H64ZM69 108L70 107H68V111L70 112L71 110H69ZM160 108H161V106H160ZM163 108V107H162ZM183 108V107H182ZM218 108H217V112H218ZM219 108V109H220ZM243 108V109H244ZM44 109V108H43ZM43 109H42V111H43ZM120 109H123V108H120ZM185 109V108H184ZM240 109V108H239ZM258 109V110H259ZM24 110V109H23ZM47 110V109H46ZM76 110H78V108H76ZM178 110V109H177ZM182 110V109H181ZM203 110H205L206 111V108L205 109H203ZM241 110V109H240ZM239 110V111H240ZM25 111V110H24ZM59 110L57 109V112H58ZM64 111H65V109H64ZM89 111V110H88ZM211 111V110H210ZM233 111V110H232ZM242 111V110H241ZM240 111V112H241ZM244 111V110H243ZM249 111V110H248ZM248 111H246V112H248ZM262 113L260 112V116L261 117H263V119H261V117H260V120H263L264 121V107L262 108ZM19 112V111H18ZM22 112V111H21ZM84 112H86V111H84ZM90 112V111H89ZM117 112V111H116ZM222 112V113H221ZM233 112H235V111H233ZM232 112V113H233ZM20 113V112H19ZM66 113V112H65ZM75 113V112H74ZM83 113V112H82ZM87 113V112H86ZM107 113V114H106ZM213 113V112H212ZM211 113V114H212ZM219 113V112H218ZM217 113V114H218ZM230 114L231 115V117H228L227 118V121H228V119L230 118H233V116L235 117L236 115H233V114H235V113H233V114ZM236 113H237V111H236ZM244 113V112H243ZM242 113V114H243ZM24 114V113H23ZM46 114V113H45ZM44 114V115H45ZM69 114H71V112L69 113ZM84 114V113H83ZM88 114V113H87ZM164 114V113H163ZM205 114H207V113H205ZM214 114V113H213ZM216 114V113H215ZM238 114L239 113H237V116H238ZM30 115V114H29ZM86 115V114H85ZM91 115H93V114H90L89 113V116L92 118V116ZM94 115H96L97 116V114H94ZM105 115H107L106 116V118H104L105 117ZM114 115V114H113ZM160 115V114H159ZM219 115V114H218ZM217 115V116H218ZM233 115V116H232ZM87 116V115H86ZM100 116H97V117H99L100 118ZM127 116V115H126ZM133 116V115H132ZM206 116V115H205ZM208 117H207V119H209V116H210V118H211V115H207ZM220 116H218V117H220ZM236 116V118L239 120V116L237 117ZM254 117H256L255 115H253ZM258 116V115H257ZM25 117V116H24ZM32 117V116H31ZM43 117H45V116H43ZM96 117V118H97ZM116 117H118L117 116V114H116ZM157 117V116H156ZM212 117L214 118V116L212 115ZM221 117V118H222ZM18 118V117H17ZM21 118V117H20ZM78 118V117H77ZM89 118V117H88ZM213 118H211V119H213ZM242 118H244L245 119V117H242ZM15 119V118H14ZM73 119V118H72ZM75 119V118H74ZM98 119V118H97ZM116 119V118H115ZM229 119V120H230ZM254 119V118H253ZM256 119V118H255ZM258 119V118H257ZM18 120V119H17ZM65 120H67V119H65ZM99 120V119H98ZM97 120V121H98ZM215 120V119H214ZM213 120V121H214ZM223 120V119H222ZM232 120V119H231ZM241 120V119H240ZM240 120H239V123H241L240 122ZM77 121V120H76ZM94 121V120H93ZM100 121V120H99ZM109 121V120H108ZM117 121V120H116ZM123 121V120H122ZM226 120H225V123L227 122ZM245 121H246V119H245ZM248 121H251V120H248ZM72 122V121H71ZM74 122V121H73ZM95 122H96V119H95ZM177 122H180L179 120L177 121ZM231 121H229V123H230ZM234 122H236V121H234ZM234 122L232 123V124H234ZM258 122V121H257ZM16 123H18V122H16ZM129 123V122H128ZM228 123V122H227ZM252 123V122H251ZM256 123V122H255ZM252 123L251 124V130H249L250 128H248L247 130L248 131H252V132H255V131H257L256 132V137H258L259 138V141L257 140L258 138H255L256 139V142H258V147H264V132H263V135L261 136L260 134L262 133V132H260V131H264V126H262L261 127V124H259L260 126H258V124L256 123ZM259 123H263L262 121L261 122H259ZM122 124H123V122H122ZM135 124V125H134ZM166 124V123H165ZM180 124V123H179ZM236 124V123H235ZM234 124V125H235ZM242 124V123H241ZM14 125V124H13ZM16 125V124H15ZM172 125V124H171ZM208 125H211V124H208ZM234 125H231V126H233L231 129H232V133H233V131H235L234 132V134H238V133H236V132H238V131H236V130H234L233 128H235L234 127ZM239 125V124H238ZM244 125V124H243ZM19 126V125H18ZM73 126V125H72ZM81 126V125H80ZM227 124H225V127L224 128H226V130H224L223 132L225 133L224 134V136H225V138L223 139V144H222V147L223 148H227V140H228V142L230 143L231 142V140H233L232 141V145H233V142H234V140L235 139H231V137H229L230 136V133L229 132H231L230 130L231 129H229L228 128V133H229V136H228V133H227ZM77 127V126H76ZM93 127V126H92ZM128 127V126H127ZM205 127V126H204ZM209 127H211V126H209ZM218 126H216V128H217ZM260 129H259V128ZM172 128V127H171ZM208 128V127H207ZM212 128V127H211ZM241 129H245V131H246V126H245V128H242V127H240ZM240 128H238V129H240ZM77 129V128H76ZM91 129V128H90ZM89 129V130H90ZM113 129V130H112ZM241 129H240V131H241ZM74 130V129H73ZM73 130H71V131H73ZM82 130V129H81ZM193 130H194V128H193ZM100 131V132H99ZM132 131V130H131ZM211 131V130H210ZM188 132V131H187ZM242 132H244V130L242 131ZM247 132V131H246ZM252 132H250V134L252 133ZM77 133V132H76ZM153 133V132H152ZM231 133V134H232ZM72 134H74V132L72 133ZM88 134H90V133H88ZM94 134V133H93ZM109 134V133H108ZM107 134V135H108ZM152 135V134H151ZM262 137H260V136ZM84 136V135H83ZM229 138H228V137ZM235 136V135H234ZM244 136H245V134H244ZM248 136V135H247ZM252 136V135H251ZM255 136V134L253 135V137ZM85 137V136H84ZM171 137V136H170ZM90 138H92V137H90ZM108 138V137H107ZM135 138V137H134ZM228 138V139H227ZM232 138H234L233 136H232ZM236 138V137H235ZM246 138V137H245ZM81 139V138H80ZM100 139V140H99ZM121 140H122V138H120ZM119 139V140H120ZM132 139V138H131ZM241 139V138H240ZM255 139H253V140H255ZM97 140V141H96ZM120 140V143H118L122 148H125V147H129V146H127V140H130V139H123V141H121ZM230 140V141H229ZM239 140V139H238ZM245 140V139H244ZM105 141V140H104ZM131 141V140H130ZM237 141V140H236ZM69 142V141H68ZM107 142H105V144L107 143ZM119 142V141H118ZM244 142V141H243ZM247 142V141H246ZM85 143H86V141H85ZM108 143V144H109ZM236 143H239V142H236ZM253 143H254V141H253ZM74 144V143H73ZM79 144V143H78ZM94 144V143H93ZM101 144V143H100ZM104 144V143H103ZM103 144L101 145V146H103ZM195 144V143H194ZM235 144V143H234ZM255 144V143H254ZM69 145V144H68ZM88 145H90V144H88ZM115 145V144H114ZM117 145V144H116ZM118 145V146H119ZM135 145V144H134ZM217 145V144H216ZM216 145H214V146H216ZM230 145V144H229ZM232 145H230L229 147L231 148V146ZM237 145V144H236ZM234 146L233 148H237L238 146ZM243 145V144H242ZM82 146V145H81ZM97 146V145H96ZM95 146V147H96ZM108 146V145H107ZM244 146V145H243ZM62 147H64V146H62ZM69 147V146H68ZM84 147V146H83ZM85 147H87L88 148V146L86 145ZM115 147V146H114ZM135 147H136V145H135ZM228 147V148H229ZM92 148V147H91ZM90 148V149H91ZM103 148V147H102ZM112 148V147H111ZM131 148H133V147H131ZM229 148V149H230ZM245 148H246V146H245ZM250 148V147H249ZM126 149V148H125ZM130 147L129 148H127V152H129L130 150ZM135 149V148H134ZM228 149V150H229ZM261 149V148H260ZM76 150V149H75ZM79 149H78V147H77V151H78ZM101 150V149H100ZM120 150V149H119ZM132 150V149H131ZM225 150V149H224ZM244 150H246V149H244ZM67 151V150H66ZM70 151V150H69ZM126 151V150H125ZM124 151V152H125ZM247 151V150H246ZM249 151H251V150H249ZM257 151V150H256ZM85 152V151H84ZM96 152V151H95ZM154 152H155V150H154ZM253 152V151H252ZM258 152V151H257ZM264 152V151H263ZM86 153V152H85ZM120 153H122V149H121V152ZM255 153V152H254ZM232 154V153H231ZM259 154V153H258ZM264 154V153H263ZM25 156V155H24ZM128 155H124L123 157L124 158H126ZM262 156V155H261ZM246 157V156H245ZM83 158V157H82ZM105 158V157H104ZM250 158V157H249ZM45 160V159H44ZM93 161V160H92ZM109 161V160H108ZM4 162V161H3ZM94 162H95V164H100V168H101V170H109V169H111V167L109 168V166L110 165H106V162H105V159H103V156L101 155V151H100V153L98 152V154L96 155V157H95V159H94ZM114 162V161H113ZM238 162V161H237ZM98 164V165H99ZM116 164V163H115ZM7 165V164H6ZM89 165H90V163H89ZM97 165V166H98ZM158 165V164H157ZM2 166V165H1ZM116 166V165H115ZM89 167V166H88ZM100 168H98V170L100 169ZM108 168V169H107ZM96 169V168H95ZM259 169V168H258ZM260 170V169H259ZM83 171H84V169H83ZM82 171V172H83ZM102 171V172H103ZM258 171V170H257ZM104 172H106V171H104ZM120 172V171H119ZM122 172V171H121ZM262 172V171H261ZM94 173V172H93ZM97 173V172H96ZM110 173V174H109ZM157 174H159V173H157ZM91 175V174H90ZM99 175H101V174H99ZM156 175V176H155ZM92 176V175H91ZM127 176V177H126ZM257 176V175H256ZM94 177V176H93ZM101 177V176H100ZM103 177V176H102ZM92 178V177H91ZM255 178V177H254ZM262 178V177H261ZM96 179H98V178H96ZM106 180H107V177L105 178ZM245 179V178H244ZM92 180H94V179H92ZM255 180V179H254ZM90 181H91V179H90ZM122 181V180H121ZM120 181V182H121ZM101 183V182H100ZM99 184V183H98ZM158 184H160V183H158ZM108 185V184H107ZM123 186V185H122ZM126 185H124V188H127V186L125 187ZM158 186V185H157ZM256 186V185H255ZM263 186V185H262ZM96 190V189H95ZM108 191V190H107ZM112 191H111V189L108 191V192H111L112 193ZM126 191V190H125ZM105 192V191H104ZM107 192V193H108ZM127 192V191H126ZM125 192V193H126ZM163 192V191H162ZM165 192V191H164ZM92 193V192H91ZM110 193V194H111ZM105 194H106V192H105ZM128 194V193H127ZM164 194V193H163ZM112 195V194H111ZM127 196V195H126ZM96 198V197H95ZM104 198V197H103ZM105 198H106V196H105ZM109 199V198H108ZM111 199H112V197H111ZM113 199H114V195H113ZM94 200V199H93ZM96 200H97V198H96ZM96 200H94V201H96ZM99 200V199H98ZM142 200H144V201H142ZM91 202V201H90ZM133 202L135 203V205H133ZM101 203H102V201H101ZM112 203V202H111ZM122 203V204H121ZM140 204V205H142L143 207H141L140 209H139V207L137 206V204ZM106 204V203H105ZM121 204V205H120ZM88 205V204H87ZM108 204H106V205H104V206H101L102 208H104L103 210H108V206H107ZM109 205H110V201H109ZM123 205V206H124ZM90 206H91V204H90ZM108 208H107V207ZM113 206L114 205H112V208H113ZM100 207V208H101ZM118 207V208H119ZM138 207V208H137ZM117 208V210L119 211L120 209H118ZM90 209V208H89ZM111 209V208H110ZM110 209H109V212H110ZM126 209L124 210V211H126ZM82 210V209H81ZM90 210H92V208L90 209ZM96 210H97V214H99L98 212H100V211H98L99 210V206L96 208ZM101 210V209H100ZM141 210V211H140ZM111 211H112V209H111ZM117 211V212H118ZM81 212V211H80ZM93 212H94V210H93ZM113 212V211H112ZM121 211H119L118 213H115L116 214V216L120 213ZM69 213V212H68ZM89 213V212H88ZM91 213H92V211H91ZM96 213H93L94 214V216L96 215ZM130 213H131V216H130ZM93 214H91V215H93ZM114 214V215H115ZM122 214V215H123ZM122 215H120L119 214V219L122 217ZM112 216H113V213H112ZM116 216H114V217H116ZM129 216V217H128ZM71 218V217H70ZM69 218V219H70ZM117 218H118V216H117ZM138 218V219H137ZM43 219V218H42ZM89 219V218H88ZM133 219V218H132ZM131 219V220H132ZM90 220H92L91 218H90ZM124 220V219H123ZM93 222H95L94 220H92ZM120 221H122V220H120ZM125 221H126V219H125ZM91 222V221H90ZM122 222H124V221H122ZM130 223V224H131ZM181 224V223H180ZM180 224H177V225H180ZM122 225V224H121ZM123 226V225H122ZM126 226H128V225H126ZM186 227V226H185ZM128 228V227H127ZM144 228V229H143ZM143 229V230H142ZM93 230V229H92ZM124 230V229H123ZM141 230V231H140ZM184 230V229H183ZM142 231H145V233L143 232V233H141ZM141 233V234H145V235H143V236H141V235H139V233ZM133 233V232H132ZM133 233V234H134ZM123 234V233H122ZM117 235V234H116ZM123 236V235H122ZM117 237H119L120 238V236H117ZM184 237V236H183ZM182 237V238H183ZM79 238V237H78ZM104 238V237H103ZM110 238V237H109ZM118 238V239H119ZM75 239V238H74ZM116 239V238H115ZM134 239V240H135ZM139 239H140V241H139ZM104 240V239H103ZM102 240V241H103ZM109 239H107L106 241H108ZM121 240V239H120ZM137 240V239H136ZM145 240V239H144ZM105 241V242H106ZM111 241V240H110ZM118 241V240H117ZM123 241V240H122ZM122 241L120 242L119 241V243H122ZM136 242V241H135ZM107 243V242H106ZM118 243V244H119ZM180 243V244H179ZM112 246H113V244L112 243H110ZM123 244V243H122ZM129 244V243H128ZM137 244V243H136ZM83 245H85V244H83ZM108 245H109V243H108ZM107 245V246H108ZM110 245V246H111ZM115 245H116V243H115ZM142 244L140 243V246H141ZM74 246V245H73ZM86 246H87V244H86ZM117 246H119V245H117ZM127 247H129L128 245H126ZM67 247V246H66ZM65 247V248H66ZM127 247H126V249H127ZM142 247V246H141ZM227 247V246H226ZM87 248V247H86ZM110 249V248H109ZM129 249L130 250H132L133 251V249H131L130 247H129ZM186 249H187V247H186ZM189 249V248H188ZM114 250V249H113ZM117 250V249H116ZM119 250V249H118ZM91 251H93V250H91ZM127 251V250H126ZM137 254H136V253ZM147 252V253H146ZM176 252V253H175ZM77 253V252H76ZM76 253H73V251H72V253H71V255H69V257H68V261H71L73 264H79V263H81V264H89V256H82L81 255V258L80 257H78V256H76L75 254ZM103 253V252H102ZM113 254V253H112ZM119 254H122V253H119ZM118 254V255H119ZM107 255V254H106ZM114 255H115V253H114ZM117 255V256H118ZM125 255V254H124ZM123 254L122 255H119L118 257H116V259H114V260H116L118 263H120V264H122L121 263V260L125 257ZM194 255H196V254H194ZM109 256V255H108ZM127 256H130V257H127ZM67 257V256H66ZM100 257V256H99ZM123 257V258H122ZM186 257V256H185ZM94 258V257H93ZM107 259H108V257H106ZM105 258V260L103 261L104 262V264H106V262H107V259ZM38 259V258H37ZM71 259V260H70ZM96 259V258H95ZM125 259V260H126ZM57 260V259H56ZM93 260V259H92ZM110 259H108V261H109ZM130 260V261H131ZM201 260V259H200ZM199 260V261H200ZM91 261V260H90ZM115 261V262H116ZM124 261V260H123ZM144 261V260H143ZM58 262V261H57ZM98 262H99V259H98ZM204 262V261H203ZM202 262V263H203ZM108 263V262H107ZM114 263V262H113ZM134 263V264H135ZM201 263V264H202ZM9 264V263H8ZM59 264H60V262H59ZM103 264V263H102ZM115 264V263H114ZM124 264H127V263H124ZM131 264H132V262H131ZM193 264V263H192Z\"/></svg>","mask_w":264,"mask_h":264}]
</instances>
